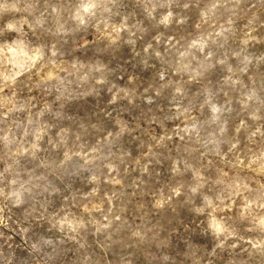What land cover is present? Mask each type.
Listing matches in <instances>:
<instances>
[{
	"label": "rangeland",
	"instance_id": "374dc122",
	"mask_svg": "<svg viewBox=\"0 0 264 264\" xmlns=\"http://www.w3.org/2000/svg\"><path fill=\"white\" fill-rule=\"evenodd\" d=\"M0 264H264V0H0Z\"/></svg>",
	"mask_w": 264,
	"mask_h": 264
},
{
	"label": "clouds",
	"instance_id": "9594fccd",
	"mask_svg": "<svg viewBox=\"0 0 264 264\" xmlns=\"http://www.w3.org/2000/svg\"><path fill=\"white\" fill-rule=\"evenodd\" d=\"M88 7L89 8H93V7H97V5H89ZM78 19H79V21H80L81 24H84L85 23V20L82 17H79L78 16Z\"/></svg>",
	"mask_w": 264,
	"mask_h": 264
}]
</instances>
